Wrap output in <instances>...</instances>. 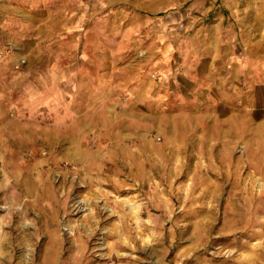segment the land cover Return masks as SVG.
I'll list each match as a JSON object with an SVG mask.
<instances>
[{"label": "rangeland", "instance_id": "obj_1", "mask_svg": "<svg viewBox=\"0 0 264 264\" xmlns=\"http://www.w3.org/2000/svg\"><path fill=\"white\" fill-rule=\"evenodd\" d=\"M0 264H264V0H0Z\"/></svg>", "mask_w": 264, "mask_h": 264}, {"label": "crops", "instance_id": "obj_2", "mask_svg": "<svg viewBox=\"0 0 264 264\" xmlns=\"http://www.w3.org/2000/svg\"><path fill=\"white\" fill-rule=\"evenodd\" d=\"M229 54V53H228ZM227 54V55H228ZM229 60H227V67H228V65H229V62H228ZM226 61H224L223 63H225ZM207 69H205V66H203V67H199V68H197V69H194V70H192V76L191 77H189V79H195V77H194V75H200V77L201 78H204V76H205V74L207 75V74H214V71L212 70L213 68H212V66H207L206 67ZM226 68V67H225ZM217 69H218V75H219V72L221 71V69H223L224 70V67H218L217 66ZM228 70V69H227ZM213 77V79H216V80H218V76H212Z\"/></svg>", "mask_w": 264, "mask_h": 264}, {"label": "bare ground", "instance_id": "obj_3", "mask_svg": "<svg viewBox=\"0 0 264 264\" xmlns=\"http://www.w3.org/2000/svg\"><path fill=\"white\" fill-rule=\"evenodd\" d=\"M69 155V154H68ZM74 156V155H73ZM72 157V156H71Z\"/></svg>", "mask_w": 264, "mask_h": 264}]
</instances>
